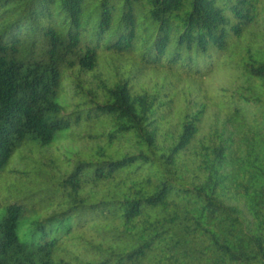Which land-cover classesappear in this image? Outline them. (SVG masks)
I'll return each instance as SVG.
<instances>
[{
	"label": "trees",
	"instance_id": "16d2710c",
	"mask_svg": "<svg viewBox=\"0 0 264 264\" xmlns=\"http://www.w3.org/2000/svg\"><path fill=\"white\" fill-rule=\"evenodd\" d=\"M0 264H264V0H0Z\"/></svg>",
	"mask_w": 264,
	"mask_h": 264
},
{
	"label": "rangeland",
	"instance_id": "374dc122",
	"mask_svg": "<svg viewBox=\"0 0 264 264\" xmlns=\"http://www.w3.org/2000/svg\"><path fill=\"white\" fill-rule=\"evenodd\" d=\"M138 72V82L145 83L149 87L155 84L162 85L164 83L172 85V90L179 94V99L182 98L183 93H188L190 90H196L203 86H208L211 83L209 78L204 80H196L194 78H179L175 75L168 74L165 71H158L156 69H146L138 71V68H134V72ZM214 79V78H213ZM217 79L220 81V77Z\"/></svg>",
	"mask_w": 264,
	"mask_h": 264
}]
</instances>
